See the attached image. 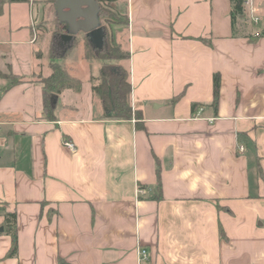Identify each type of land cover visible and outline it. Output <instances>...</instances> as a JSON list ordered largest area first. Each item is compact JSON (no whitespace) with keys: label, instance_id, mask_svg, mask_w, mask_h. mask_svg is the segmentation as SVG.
I'll return each instance as SVG.
<instances>
[{"label":"crops","instance_id":"1","mask_svg":"<svg viewBox=\"0 0 264 264\" xmlns=\"http://www.w3.org/2000/svg\"><path fill=\"white\" fill-rule=\"evenodd\" d=\"M252 2L256 24L233 20L231 0L112 1L126 22L109 33L129 52L117 63L141 122L103 115L101 61L69 58L75 36L61 35L56 61L81 89L53 93L48 116L50 38L38 29L32 41L31 28L41 7L3 3L0 208L16 214L17 252L6 257L0 213V264H264V0Z\"/></svg>","mask_w":264,"mask_h":264},{"label":"trees","instance_id":"2","mask_svg":"<svg viewBox=\"0 0 264 264\" xmlns=\"http://www.w3.org/2000/svg\"><path fill=\"white\" fill-rule=\"evenodd\" d=\"M29 0H0V13L2 5L5 2H27ZM54 1V0H53ZM100 5L98 17L101 25L105 29L104 45L100 49L94 48L88 41L84 40V55L89 58H95L101 61L98 71L99 84L92 86L93 92L100 98L104 113L103 115L113 119H130L132 116L142 121V113L134 110L130 103L131 86L128 80V71L119 63L120 59H126L129 56L128 51H124L118 44L113 41L112 35L109 33L110 23H125L126 18L118 14L111 6L114 0H96ZM232 11L231 18L234 20L237 15L243 13L242 0H231ZM56 15V14H55ZM57 18V17H56ZM58 20V19H57ZM59 22V21H58ZM62 24V23H61ZM63 29L65 30V26ZM41 27V26H40ZM38 29L39 28L38 25ZM261 34H258L260 36ZM50 59L51 73L47 77L41 79L46 99V109L48 116H51V106H49V97L53 93H60L64 89H73L80 91L81 81L73 76L70 71L61 63L56 61L58 57L55 40L50 39V47L48 50ZM114 61V62H110ZM8 79L7 87L15 84L17 79L15 76L5 75ZM220 91V75L214 74L212 88V105L216 109L218 105ZM157 186L160 188L159 168L156 170ZM0 213L5 216L4 230L11 235V245L6 253V257L14 256L17 252V232H16V214L9 213L0 208Z\"/></svg>","mask_w":264,"mask_h":264},{"label":"water","instance_id":"3","mask_svg":"<svg viewBox=\"0 0 264 264\" xmlns=\"http://www.w3.org/2000/svg\"><path fill=\"white\" fill-rule=\"evenodd\" d=\"M99 9L96 0H54L56 17L66 30L61 37L71 41L77 33L82 32L94 48H102L105 29L98 17Z\"/></svg>","mask_w":264,"mask_h":264},{"label":"rangeland","instance_id":"4","mask_svg":"<svg viewBox=\"0 0 264 264\" xmlns=\"http://www.w3.org/2000/svg\"><path fill=\"white\" fill-rule=\"evenodd\" d=\"M40 7H41V12L42 15L44 16V21L41 25V41L43 40V37H46V39H54L55 40V45L57 44V41H59V36L61 34H65L66 30L63 29V25L58 22L56 15H55V10H54V1L53 0H36ZM85 34L84 33H77L74 37V39L71 42V46L69 47L70 49L74 48L69 56V58L75 59L76 62H79V57H82L84 52L82 51V47L84 46V40H85ZM82 48V49H81ZM69 49V50H70ZM57 54H61L62 49H57ZM68 52V51H67ZM65 54V53H64ZM63 54V55H64ZM76 73L80 72L81 73H89V69L87 68H79L78 70H75ZM92 71V70H91ZM94 84H99V80H93Z\"/></svg>","mask_w":264,"mask_h":264},{"label":"built area","instance_id":"5","mask_svg":"<svg viewBox=\"0 0 264 264\" xmlns=\"http://www.w3.org/2000/svg\"><path fill=\"white\" fill-rule=\"evenodd\" d=\"M242 7H243V12H245L248 15V17L254 24L259 22V19H260V16L258 14L259 10L253 4L252 0H242ZM31 28H32V41H34L38 35V24L34 18H31ZM62 144L67 150L71 152L76 151V146L71 140L64 138L62 140ZM143 194H145V189L138 187L136 189V195L140 196ZM138 253L141 259H145L149 256L148 251L144 248H140L138 250Z\"/></svg>","mask_w":264,"mask_h":264}]
</instances>
